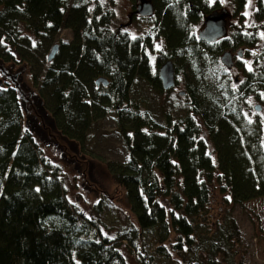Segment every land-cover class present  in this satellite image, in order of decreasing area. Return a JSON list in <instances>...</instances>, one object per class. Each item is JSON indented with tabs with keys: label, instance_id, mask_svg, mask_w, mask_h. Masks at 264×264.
<instances>
[{
	"label": "trees",
	"instance_id": "trees-1",
	"mask_svg": "<svg viewBox=\"0 0 264 264\" xmlns=\"http://www.w3.org/2000/svg\"><path fill=\"white\" fill-rule=\"evenodd\" d=\"M227 1L233 15L246 2ZM254 1L252 27L233 26L226 41L206 45L189 26L212 13L207 0H149L145 37L114 28L102 0H0V65L24 66L58 134L102 159L84 144L111 116L126 157L105 166L130 215L117 230L98 219L100 203L92 215L73 210L61 166L22 128L16 89L0 86V264H234L240 234L231 212L216 221L208 213L216 196L227 207L264 196V126L249 113L250 101L264 109V0ZM62 30L72 39L54 43ZM236 48L251 67L223 81L218 54ZM165 62L175 85L183 79L184 104L162 109L156 122L134 92L166 95Z\"/></svg>",
	"mask_w": 264,
	"mask_h": 264
},
{
	"label": "rangeland",
	"instance_id": "rangeland-1",
	"mask_svg": "<svg viewBox=\"0 0 264 264\" xmlns=\"http://www.w3.org/2000/svg\"><path fill=\"white\" fill-rule=\"evenodd\" d=\"M133 4L136 6L137 0H113V7L110 5L111 10L116 18V13L120 16L113 27H124L123 30L129 31L133 35L150 36L152 26L149 21H141L140 18L133 17L131 24L127 25L128 6ZM95 6L100 7L101 5L95 4ZM209 7L211 9L218 7V12L221 9L226 11L225 22L230 27V29L227 27L226 39L233 26L239 25L242 28L253 26L254 0H246L243 9L236 15H233V6L227 0H215V3L209 4ZM202 27V18L199 22L189 26L198 42H201L198 39V34ZM71 39V33L62 30L56 35L54 43L58 41L67 43ZM156 45L158 46V44ZM220 58L217 57L218 66L215 68L223 81L237 78L238 75L240 76V69L249 70L251 67V60L245 58V53L239 70H227ZM0 67L3 68V75L0 72V86L6 85L15 88L20 98L19 102L23 115L22 128L28 129L45 155L53 163L61 166L65 196L73 210L77 208L80 213L92 215L94 214L93 207L100 203L103 205L102 214L98 218L100 222H103L108 229H126L125 227L121 228V223L126 221L124 216L130 218L128 208L124 204V190L110 177L105 166L106 162L121 163L126 157L122 142L114 132L111 116L94 123L89 129L84 150H87V153L98 155L103 160L92 158L88 154H83L75 142H70L61 137L55 130L53 123L46 118L41 102L35 95H32L29 88L31 85L26 80V70L23 65L6 63ZM7 75H11L13 78ZM177 82L176 88L174 87L175 90L168 95H155L149 88L141 92L135 90V97L145 99L151 111H154L153 118L156 122H161L162 109L171 108V105L176 106L175 109H180L184 104L183 100L179 98L183 87L182 77ZM256 105H258L256 102L250 101L249 113H251V118H259L264 126V109L261 108L256 112L254 110ZM175 109L171 108L173 114L176 112ZM227 211L231 212L240 234V241L234 249V264H264V196L234 207H227L221 201V197L216 196L215 201L209 207L208 220H220ZM128 264L135 263L130 260Z\"/></svg>",
	"mask_w": 264,
	"mask_h": 264
},
{
	"label": "water",
	"instance_id": "water-1",
	"mask_svg": "<svg viewBox=\"0 0 264 264\" xmlns=\"http://www.w3.org/2000/svg\"><path fill=\"white\" fill-rule=\"evenodd\" d=\"M135 14L139 15L142 18L151 17L153 15V9L149 2L145 0H139V5L137 6V10ZM225 21L223 14L213 12L208 15L203 20V27L198 34V39L206 44H210L215 42L217 39H221L225 37ZM58 46H52L50 53L48 55L47 60L51 61L57 52ZM221 63L230 70L232 68L231 58L228 53H224L220 58ZM158 78L161 83V87L164 91H167L174 87L175 85V77H174V69L171 62L163 63L158 70ZM236 81V80H235ZM96 85L107 86L108 82L104 78H99L96 80ZM260 106L256 105L254 110L258 112L260 110Z\"/></svg>",
	"mask_w": 264,
	"mask_h": 264
},
{
	"label": "flooded vegetation",
	"instance_id": "flooded-vegetation-1",
	"mask_svg": "<svg viewBox=\"0 0 264 264\" xmlns=\"http://www.w3.org/2000/svg\"><path fill=\"white\" fill-rule=\"evenodd\" d=\"M130 1H132V0H130ZM145 1L149 2V0H145ZM207 1H208V3L210 5H213L215 3V2H212V0H207ZM102 3L104 4V5L102 4V6H106V7H108V9H111V7H110L111 0H102ZM138 5H139V0H137V5L136 6L134 4L131 5V6L130 5L128 6V13L126 14L127 15V17H126L127 18V25L131 24L133 17H138V19L140 18L139 20H141V21H148V20L151 19L152 16L151 17H147V18H142L139 15L135 14ZM212 10H213L212 13L213 12H217V13L223 14L224 21H225L227 13H226V11L224 9H221L220 12H218L217 11L218 7H214V8H212ZM116 16H117V18H116V20H117L120 16L117 13H116ZM203 20H204V18H203ZM225 30H226V35H225V37H226L227 36V31H228L226 22H225ZM225 37H223L221 39H217L215 42H212L210 44H206L204 42H203V44H206V45L217 44L219 41L220 42L226 41ZM235 51H236V53H235ZM243 51H244L243 48L225 49V50L221 51L218 54V57H221L224 53H228L230 58H231V64H232V68L229 71H232V70H235V69L239 70V66L241 65L240 62L244 58V52ZM160 65H159V67H160ZM175 86L176 85H174V87ZM174 87L169 89V90H167V91H164L165 92L164 94H166V95L171 94L172 91H174L175 88H176V87L175 88Z\"/></svg>",
	"mask_w": 264,
	"mask_h": 264
},
{
	"label": "snow or ice",
	"instance_id": "snow-or-ice-1",
	"mask_svg": "<svg viewBox=\"0 0 264 264\" xmlns=\"http://www.w3.org/2000/svg\"><path fill=\"white\" fill-rule=\"evenodd\" d=\"M212 2H215V0H212ZM262 35H264V34H262Z\"/></svg>",
	"mask_w": 264,
	"mask_h": 264
}]
</instances>
